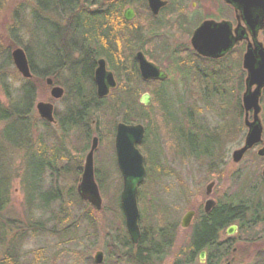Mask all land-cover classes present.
I'll use <instances>...</instances> for the list:
<instances>
[{"label":"trees","instance_id":"16d2710c","mask_svg":"<svg viewBox=\"0 0 264 264\" xmlns=\"http://www.w3.org/2000/svg\"><path fill=\"white\" fill-rule=\"evenodd\" d=\"M80 1L82 0H28L29 20L24 19L8 28L6 39L8 48L4 50L0 47V70L13 65L11 52L21 47L26 53L32 78L23 79L22 85L11 91L9 85L4 82L9 105L5 107L0 102V126L3 137L17 148L28 144V140L30 142L27 138L31 125L34 120L38 122L39 118L34 109L38 85L44 86L47 78H52L57 85H60L61 76L65 72L67 84L70 87L62 86L65 89V97L61 101L64 109L55 112L58 132L53 133L51 131L53 126L43 122L46 130L38 141L39 145L33 147V143H29L24 146L27 152V155L24 154L27 160L23 180V188L26 190L25 202L26 204L33 203L39 197H47L48 202L45 207L53 211L54 203H58V209L64 206L62 192L57 182L61 171L67 172L68 163L66 162L71 160L69 147L66 146L71 145L70 141L66 144L68 139L77 141L79 138L78 142L83 144V148L80 144L81 149L77 148L75 151L85 154L89 151L94 131L99 140L110 139L113 148L115 129L118 124H142L145 127V138L140 145V150L145 157L146 179L138 193L141 237L138 244L134 245L125 226L120 206L122 179L113 148L111 158L120 183L116 190L115 207L111 214L114 213V217L119 219V227L111 225L107 230L110 243L109 248L105 250L106 262L109 264H163L168 251L174 245L176 226L166 220L167 213L164 209L160 210L159 206L155 207L154 204H150L153 202L148 200L150 194L153 193L152 185L162 177L168 176L163 169L164 145L162 140L164 138L161 134V120L157 122L153 120L156 106L165 114L163 120L166 125L168 124L167 129L178 144L176 146L179 154L185 155V152H189L197 160L207 157L212 160L216 149L203 152L189 145L185 146L189 137H196L198 144L207 142L206 140L209 139L207 129L201 124L198 108L196 109V106L188 109L182 107L183 119H179L178 116L174 117L172 113L175 111V101L167 92L169 81L165 83L144 82L140 76L136 60L137 51H143L150 61L163 68L159 56H153L150 48H145L142 41L144 36L149 34L157 38L158 42L162 44L165 42L161 34L153 35L159 32L160 25L149 12L146 0H86L91 2L87 5L79 3ZM93 1L97 4H93ZM135 3H143L139 5L146 9L147 20L145 22L149 24L147 29L137 25L139 17L133 22L124 20L125 8L129 6L134 8ZM50 14L54 16V19H51ZM56 15L59 21L55 23ZM70 17L73 19L69 22ZM24 24H26L25 27L22 26ZM21 30L24 31L25 39L16 42L15 39H18ZM31 37L32 41L26 42V39ZM155 38H153L154 41H156ZM141 42L143 45L140 44ZM100 58L106 59L108 68L114 72L118 82L117 88L104 99L98 98L94 81V72ZM173 65L176 71L181 69L178 63L174 62ZM221 86L217 83L216 88ZM146 89L153 98L151 107L140 103V94ZM228 99L225 94L220 95L217 91L216 98L208 97V101L203 103L210 108L217 109L216 113L221 117L229 106ZM237 108L240 112V101L237 103ZM235 113L233 111L234 117H236ZM234 125V123L228 124L227 129H232ZM62 162L66 165L63 166ZM35 163L37 166H34ZM211 170L214 174L217 172L214 167ZM47 174L51 178L56 175L57 179L55 185L52 184L50 188L44 189V177ZM95 175L102 195H105L106 189L109 188V176L100 169V166L98 169L95 168ZM1 181L0 227L7 232L15 228L18 232L11 242L20 240L27 230L33 231L34 234L45 233V229L41 227L43 222L40 219L32 222L30 219L34 214L31 215L29 211L27 217L30 219L27 218L26 221L4 220V212L10 205V185L5 177H2ZM261 186L264 188L263 182ZM242 189L243 193L248 192L246 197L237 195L227 202H220L219 207L209 215L201 211L197 212L191 238L182 253L183 257L178 259L176 264H201L198 261V255L205 250L207 251L205 264H221L223 259L229 256L231 250V245L219 242L222 231L236 224L241 234L250 237V234L254 233L258 227L264 226V198L260 197L261 192L251 187L248 188V186ZM68 194H70L69 202L78 206L82 205L83 214L78 213V216L75 214L72 216L71 212L66 213L58 222L62 229L59 230L60 233L55 232L57 237L60 241L79 243L76 235L77 224L81 221V216L85 217V223L88 225L87 231L93 233L92 237H95L99 229L95 214L99 212L82 202L74 189H71ZM154 207L159 209L158 213L153 211ZM58 211L61 212L62 209ZM102 212H106L105 205ZM163 214L164 217L159 218ZM52 232L54 234V229ZM0 264L23 263L19 260L16 249L9 248ZM91 264H94V261H91Z\"/></svg>","mask_w":264,"mask_h":264},{"label":"rangeland","instance_id":"374dc122","mask_svg":"<svg viewBox=\"0 0 264 264\" xmlns=\"http://www.w3.org/2000/svg\"><path fill=\"white\" fill-rule=\"evenodd\" d=\"M169 1L171 3V0ZM172 1L176 3L175 5L181 3L183 9L178 6L173 8L170 4V10L167 11V9L166 12L161 15V18L155 17L160 27H158L159 32H155L153 35L161 34L162 39L165 41L164 44L158 42L157 38L149 36V34H146L142 41L146 46L145 48H150L153 56H159L163 68L170 74L167 92H169L175 101L174 110L176 111H173L172 115L176 118L178 116L179 119H183L184 111L181 110V108L184 107L188 109L189 107L193 108V106H196V109L198 108V114H200L201 124L204 125L207 129V133H209V139L206 140L207 142L198 144L195 140L196 137H189L185 146L189 145L203 152L216 149V152L212 160L208 157L197 160L189 152H185V155L179 154L178 147L176 146L178 144L175 139L173 140V137L167 129L168 124L166 125L163 120L165 114L158 110L156 106L155 112L153 113V120L156 122L161 120V134L164 138V140H162V144L164 145V154H162L164 165H162L168 176H164L161 179L159 178L160 180L152 185L153 188L151 191L153 193L150 194L148 200H151L153 203L150 204H154L155 207L159 206L160 210L164 209L165 213H167L166 220L172 222V224L176 226L174 245L172 249L168 251V256L163 264H174L178 259L183 257L182 253L191 238L195 221L189 229H183L180 225L181 219L189 211H202L205 200L210 198L206 195V187L208 184L215 181L216 185L213 189L211 198L218 202H227L230 198L237 197V195L246 197L248 192L243 193L242 188L247 186L248 188L251 187L260 191V197L264 198V188L261 186L263 182L262 170L264 168V159L258 158L257 150L249 152L239 164H235L232 161L233 152L243 146L247 133L244 126V112L240 115L237 108V103L242 101V93L244 90L240 93L239 88H228L225 85L217 88L220 95L225 94L229 98L227 100L229 106L220 117L216 113L217 109L210 108L193 97L196 95L199 83L197 84L193 81L192 83L189 82V84L184 85L183 80H181L180 70L183 67V55H188L189 50L192 49V33L198 27L199 23L205 20L202 18L199 22H195L189 18L192 15L199 14L200 11H204L205 9L206 13L209 12L210 9L215 10L216 6L213 3L215 0H205V3H201V0ZM0 3V47L5 50L8 48V44L6 43L8 28L24 19L29 20L30 10L28 9H30V6L28 0H0ZM135 4L136 6L134 8H136L137 11L136 18L139 17L137 25L147 29L149 24L145 22L147 20L146 9L139 5L143 3ZM195 4L197 6L194 7ZM179 12L185 13L183 17H178V15H180ZM16 13H18V15ZM50 16L52 17L51 19H54V16L51 14ZM56 21H59L58 16L54 22L56 23ZM22 26L25 27L26 24ZM28 28H30L29 25ZM23 33L24 31L21 30L20 36L18 39H15L16 42L25 39V37H23L25 34ZM153 38H155L156 41H154ZM259 39L264 44V35H261ZM27 41H32V37L30 39L27 38L26 42ZM140 44L143 45L142 42ZM160 45L164 46L161 47ZM115 46L117 47V44ZM174 62L181 66L179 71H176L173 65ZM189 69L190 68L186 69L187 73L193 71V69L188 71ZM234 70L236 72L231 74H233V78L237 80L240 73L237 72L235 68ZM220 73L221 70L218 69L216 77H218ZM22 80V76L17 73L13 65L0 70V102L3 106L7 107L9 105V99L5 93L4 82L9 85V90L11 91L15 90L17 87L19 88L22 85ZM67 83V75L64 72L61 76L60 85L61 87L63 85L70 87ZM146 88L149 89V87ZM147 89L142 91L140 96L148 92ZM151 89L154 88L151 87ZM37 90L38 95L34 103V109H36L35 107L39 102H53L56 111L64 109V104L61 101H53L50 96V88L47 87L46 82L44 86L38 85ZM181 95L185 96L184 100H182ZM261 106V120L264 126V96L261 101ZM233 111L236 112V117L233 116ZM42 123L43 121L38 118V122L34 120L31 125V131L27 139H30V142L28 140V144L33 143V147L39 145L38 141L41 135L45 133L46 129L43 127ZM232 123L235 124V127L233 126L232 129L228 130V124L230 125ZM56 129L57 127L53 126L51 131L56 133L58 132ZM93 134L97 136L95 131ZM69 141L71 145L66 146L69 147L71 160L66 162L68 163L67 172L62 170L61 176L57 182L62 192L64 206L61 208L62 211L59 212L58 210L61 209H58V203H54L53 211H51V209L47 210L45 207L48 202L47 197H39L37 201L33 203L28 202V204H26V190L23 188V180L27 161L24 154L26 153L27 155V152L24 146L28 144L17 148L15 145L8 143L3 137V131L0 126V182H2L1 178L5 177L9 180L8 185H10V205L5 210L3 218L5 221L16 219L26 221L29 211L31 215L34 214V216L28 219L32 222H36L40 219L41 222H43V226L41 227L45 229V233L38 234H34L33 231L27 230L20 240L11 242L18 234L16 229L12 228L14 230L11 229L7 232L4 228L2 229L0 227V261L9 248H11L16 249L19 260L23 264H91L97 251L105 253V250L109 248L110 242L107 230L111 225L117 228L119 227V219L114 217V213L111 214V212H113V207H115V200L117 197L116 190L120 183V179L112 163L111 153L113 155L114 147L112 148V141L110 139L105 141L100 140L99 148L95 153V168L98 169V166H100V169L105 171L109 176V188L108 190L106 189L105 195H103L106 212L103 213L101 211L95 214L99 227L98 233L95 237H92L94 234L87 231L88 225L85 223V217L81 216V221L77 224L78 231L76 235L80 241L79 243L60 241V238L56 235L60 233L59 230L62 229V226L58 225V222L63 219L66 213L71 212L72 216L74 214L77 216L83 214L81 211L82 205L78 206L71 203V201L69 202L70 194H68V192L74 189L77 193V186L79 185L83 173L85 158L88 152L86 151L84 154L80 151H75L77 148H80L79 146L81 143L78 142L80 141L79 138H77V141L76 139L72 141L68 139L66 144H69ZM81 145L83 148V144ZM36 163L34 166H37ZM62 163L63 166L66 165L64 162ZM212 166L217 169L215 174L211 170L213 168ZM49 176L50 175L47 174L44 177V189H48L52 184L55 185L56 183V175H54L53 178ZM119 190L120 187L118 191ZM27 205L31 206L27 207ZM155 207L153 211L158 213L159 209ZM162 217H164V214L159 216V218ZM53 229L54 234L52 232ZM56 231L58 232L55 233ZM225 231L221 232L219 236L220 241L229 239V237L225 235ZM230 239L232 242L231 250L235 252L232 256L229 254L227 258L223 259L221 264H226L229 259L232 261V264L264 263V226L258 227L254 233L250 234V237H245L244 234L239 232V228H237V232L232 235ZM106 258L105 264L107 263ZM107 264H109V262Z\"/></svg>","mask_w":264,"mask_h":264},{"label":"water","instance_id":"95a60500","mask_svg":"<svg viewBox=\"0 0 264 264\" xmlns=\"http://www.w3.org/2000/svg\"><path fill=\"white\" fill-rule=\"evenodd\" d=\"M229 2V0H226ZM241 2V8L244 13V19L249 25H252L251 31L253 38L256 39L258 30L264 26V0H231ZM149 9L153 15H158L159 11L168 3L163 0H147ZM261 11L257 14L256 11ZM134 11L127 9L124 13L126 21H132ZM229 24L215 23L213 21L204 22L193 34L192 46L202 56L209 58H219L232 48L230 40ZM13 64L18 73L24 79H31L32 74L25 51L22 48H16L11 52ZM141 78L144 81H166L168 74L158 65L150 62L143 52L136 54ZM244 69L247 71L246 91L243 94V106L246 112L245 125L248 128L245 144L241 149L234 151L232 159L234 163H240L245 154L255 146L263 143L262 136L264 132L263 124L259 118L261 113L260 100L264 90V46L256 43L248 46L244 56ZM95 84L97 95L100 99L109 96L111 91L117 87V81L112 71L107 69L105 59L98 61V67L95 70ZM47 86L51 87L50 95L54 101L63 99L65 91L60 86H55L52 78L46 79ZM140 103L146 107L152 104V98L149 94H144ZM39 117L48 122L55 123V106L51 102H39L36 105ZM253 112V121L249 120V113ZM145 137V127L143 125H126L120 123L117 125L115 134V152L117 165L120 170L123 189L120 195L121 208L125 217L127 231L133 241L137 244L140 238V212L138 207V190L146 177L145 160L138 146ZM99 140L94 137L91 142L90 151L85 158L84 169L77 194L79 198L90 205L97 212L102 210L103 197L99 185L95 179V152L98 149ZM259 157H264V146L258 151ZM264 179V169L262 171ZM215 182L209 184L206 188L207 196H211ZM217 207V202L212 198L206 200L204 205L205 213H210ZM195 216L194 211L187 212L182 218L181 226L184 229L190 227ZM237 231L236 226L228 229L227 235H234ZM205 254L201 256L203 260ZM95 264L104 263V253L98 251L94 257Z\"/></svg>","mask_w":264,"mask_h":264},{"label":"flooded vegetation","instance_id":"af4514ba","mask_svg":"<svg viewBox=\"0 0 264 264\" xmlns=\"http://www.w3.org/2000/svg\"><path fill=\"white\" fill-rule=\"evenodd\" d=\"M164 1H166L168 4L159 11L157 16H154V17L161 18V15L164 12H166L167 9H168L167 11L170 10L169 9L170 4L173 8L178 6L183 9V7H181V3H179V5H175L176 3L173 2L172 0H171V3L169 0H164ZM79 3L83 5H87V4H90L91 2L82 0ZM92 3L97 4V2L95 1H93ZM201 3H205V0H201ZM213 3L216 6L215 10L210 9V11L206 13V9H205L204 11H200L199 14L192 15L189 19H192L195 22H199L202 18L205 19L201 23H199L197 28H199L206 21H213L215 23L225 22L229 24V33H230L229 38L232 42V48L227 53L220 56L219 58H209V57L202 56L201 54H199L197 51H195L192 48L191 50H189L188 55H185V56L183 55V67L180 70L181 80H183L184 85L189 84V82L192 83L193 81H195L197 84L199 83V88L196 92V95L193 97H195V99H197L201 103H203L204 101H208V97L216 98L217 83H220L222 86L225 85L228 88L237 87L239 88L240 93H242L243 90L245 91L247 74L245 73L244 66H243L244 55L247 52L248 46L250 44H252L253 47L256 46V43H261L262 45H264L259 39L261 35H264V26L258 30L257 37L256 39H254L253 33L251 31L252 25H249L244 19V13L241 8V5H242L241 2H236V1H231V0H229V2H227L226 0H215V2ZM195 6L197 5L195 4L194 7ZM133 10L135 11L134 13L135 15L133 18V21H134L136 17V10L135 9ZM87 11L89 10L87 9ZM149 12L152 14L150 10ZM260 12L261 11L259 10L256 11L257 14H261ZM179 14L180 15H178V17H183L185 13L179 12ZM72 19L73 17H70L69 22ZM218 19H221V20H218ZM193 33H192V36H193ZM187 68H190L191 70L193 69V71L189 69L188 71H191V73H187L186 72ZM234 68L237 70V72L240 73V76L237 77V80L234 79L232 76L233 74H231L233 72H236ZM218 69L221 70V73L218 74V77H216ZM164 70L168 73L170 77L169 72L166 69ZM181 97H182V100L185 99L184 95H181ZM203 104H206V103H203ZM240 105H241V109H240L239 114L241 115L242 112H244V118H245L246 113H245V110L241 102H240ZM261 113H260V118H261ZM249 118L250 119L253 118V112H250ZM258 149H260V147L256 148L255 150H258ZM219 204L220 202H218L217 207H219ZM214 210L215 209H213L210 213H205L204 206H203L202 213L205 215H209ZM225 235L228 236L226 231H225ZM228 237L229 239H226L225 241L219 240V242L230 246L232 242L230 241L231 240L230 236ZM234 252L235 251L230 250V255H233ZM202 253H205V262H206L207 260L206 250L200 252L198 255V258L201 260ZM226 264H232V261L229 259V261Z\"/></svg>","mask_w":264,"mask_h":264}]
</instances>
